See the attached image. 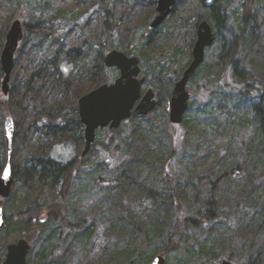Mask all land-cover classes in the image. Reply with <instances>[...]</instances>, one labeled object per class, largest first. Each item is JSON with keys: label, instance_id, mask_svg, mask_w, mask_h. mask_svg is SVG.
Here are the masks:
<instances>
[{"label": "trees", "instance_id": "1", "mask_svg": "<svg viewBox=\"0 0 264 264\" xmlns=\"http://www.w3.org/2000/svg\"><path fill=\"white\" fill-rule=\"evenodd\" d=\"M225 1L229 0L206 2L215 33L227 27L226 13L219 8ZM155 4L156 0H47L50 10L31 16L25 24L10 92L4 95L1 53L19 3L0 0V175L8 160L5 119L12 116L11 195L21 181L26 205H31L17 211L16 222L6 218V227L66 222L68 196L74 180L86 169L92 148L79 156L86 140L78 100L98 85L113 82L107 76L105 57L116 48L141 56L143 67L150 64L145 74L157 78L158 104L148 115H135L119 128H109L112 135L104 142V158L93 165L117 170L116 176L101 181L108 214L104 236L93 232L94 224L86 226V219L70 226H83L79 240H86L89 247L88 264L146 263L151 257L147 251L151 234L164 235L168 249H180L190 235L222 218L229 226L231 251L212 254L215 246L226 244L222 235L215 238L212 247H206V264L225 258L234 264H264V24L256 15L255 0L243 1L238 33L230 41L221 40L214 59L205 60L191 80L204 76L216 89L206 103L210 131L202 142L195 139L199 129L191 118L195 102L183 122L173 124L167 115L171 95L165 94L163 103L161 94L170 93L181 78L192 51L181 70L171 74L157 52L164 41L162 29L175 14L179 21L186 20L183 24L197 17L190 30L191 43L198 22L208 16L200 14L191 0H178L164 23L149 31ZM140 28L146 32L138 45ZM219 38L218 32L212 47ZM179 157L182 161L175 167ZM44 191L52 199L46 209L48 219L33 224L43 209ZM4 209L8 210V202ZM63 236L59 233L54 245L55 235L47 234L35 255L37 264H66L69 246L60 251ZM27 239L34 241L31 235ZM195 245L187 241L188 248Z\"/></svg>", "mask_w": 264, "mask_h": 264}, {"label": "rangeland", "instance_id": "2", "mask_svg": "<svg viewBox=\"0 0 264 264\" xmlns=\"http://www.w3.org/2000/svg\"><path fill=\"white\" fill-rule=\"evenodd\" d=\"M193 3V7L197 9V11L203 16H208L207 20L211 22L213 27L214 21L211 13L207 12L209 10L206 7V2L202 3L201 0H191ZM243 1L244 0H229L225 2H221L219 4L220 12L226 13V29H222L220 31L216 30V33L219 32L220 38L218 43L207 49L206 51V62L214 59L218 48L220 47V41L227 39L228 41L232 40L236 34L240 25V14L243 11ZM157 2V0H156ZM19 6L15 19H20L26 24L30 21L31 16H37L41 11H49L46 6L47 0H18ZM156 7V4H155ZM254 7L256 8V15L259 16L260 21L264 24V0H255ZM156 15L155 13L151 15L149 18L148 24L151 22L153 17ZM177 14L168 22V27L165 26L162 29L164 31V41L161 43L160 51L157 52V57L160 61H162L165 70H168V74L178 73L181 70V65L184 64L189 58V52L192 51L193 45L195 43H191L190 39V30L191 26L197 21V17H193L192 19H188L186 24H183L186 20H180L177 18ZM186 25V26H183ZM144 29L140 28L137 34L138 45H140L143 41ZM196 40V39H195ZM116 49V48H115ZM120 50V49H119ZM137 55V54H133ZM139 56V55H138ZM141 57V56H140ZM188 58V59H187ZM191 62V61H190ZM152 63V62H151ZM189 65V64H188ZM187 65V66H188ZM150 64L145 67H142V74H145L146 70L149 69ZM186 66V67H187ZM107 76L109 79L114 81L119 76V70L117 68L108 69ZM185 70V69H184ZM171 75H169L170 77ZM157 78L154 74H151L148 78L146 77V83L143 87V90L146 91L148 88H153L155 91V80ZM192 80V79H191ZM190 80L187 88L191 94L190 103L195 102V109L191 116L193 122L197 123V129L199 132L196 134L195 139L197 142H202V140L206 137V134L210 131L209 122H208V114L206 112V103L210 99V94H216V89L213 81H208V79L204 76L197 77L193 82ZM173 90V89H172ZM172 90L170 93L162 92L163 103L166 102L167 95L172 94ZM156 93V91H155ZM157 98V94H156ZM158 100V98H157ZM169 100L168 97V110L167 115L169 118ZM190 106V105H189ZM170 121V120H169ZM182 131V127L178 128ZM127 133L128 130L125 129ZM125 133V134H126ZM112 135V132H109V128H103L98 130L96 133L95 142L92 145L90 153L87 155L88 161L86 162V169L78 176L73 182V187L70 195L67 199V210L68 213L66 215V222H52L48 223L45 227H35V225L27 226L23 225L24 223H10L5 230L0 231V238L2 240L1 250H0V264L5 260L6 252L5 245L10 242H15L21 237L27 238L31 235L34 238V241H31L32 249L27 258V264H37L35 261L37 256L36 253L41 245V241L47 239L48 233H53L55 235L53 239L54 245L58 244L59 233H63L62 237V250L63 251L67 246H69V251L65 254V262L66 264H88V250L89 247L86 244V240H79V232L83 229L79 227H70L78 226L81 220L86 219V226L94 224L93 232L99 233L100 237H102L103 230L107 227V211L106 207V198L104 196V190L101 186V181L103 177H114L117 175V170L113 168L104 169L102 165L98 167H93L95 161L98 158H104V142L108 141L109 136ZM86 144H83L82 150L79 151V156L85 149ZM73 150V149H72ZM74 154L76 153L73 150ZM69 153V150L65 151V155ZM69 156V154H68ZM86 158V157H85ZM182 161V157L178 158L177 162H174L175 167ZM95 166V165H94ZM183 167V165H180ZM19 182V181H18ZM21 181L18 183L17 190L10 197L3 199L0 196V205L4 208L8 202V210L5 211V218L11 219L13 221L19 220V215L17 211L26 210L31 205H26L24 200V188L21 186ZM61 202L62 200H56ZM44 203L41 214L38 216V219H43L48 217V213L46 211L47 207L52 203V199L49 197V192L44 191V196L42 199ZM29 206V207H28ZM21 220V218H20ZM28 219H23L26 222ZM62 224L64 226H62ZM229 226L226 224V220L222 218L219 222H214L211 224V227L207 230L196 231L192 236L188 237V240L182 242L180 249H168V240L164 235H152V237L148 238V247L147 251L150 252V259L145 263L140 264H150L153 258L161 254L166 259V264H202L207 263L209 257L206 247H212V242L215 238L223 236L225 239L223 245H217L213 249L210 250L212 254L220 253L222 251H231V248L228 250V244H230L229 240ZM218 240V239H217ZM187 241L191 243H196L195 246L187 247ZM64 243V245H63ZM67 244V245H66ZM204 245L202 248L200 246ZM227 259V258H225ZM222 260V259H220ZM219 260V261H220ZM264 263V256L262 258ZM218 260L214 261L216 264ZM233 262V261H232Z\"/></svg>", "mask_w": 264, "mask_h": 264}, {"label": "water", "instance_id": "3", "mask_svg": "<svg viewBox=\"0 0 264 264\" xmlns=\"http://www.w3.org/2000/svg\"><path fill=\"white\" fill-rule=\"evenodd\" d=\"M178 0H157L156 15L148 24L149 31L157 30L172 14ZM213 0H208L211 4ZM25 35V24L20 19L12 21L1 53V65L4 72L2 91L4 95L10 92L11 75L14 60L20 43ZM216 39L213 25L207 19H202L197 25V36L192 48V60L185 68L182 76L173 86L169 100V120L173 124H181L189 109L191 94L187 88L199 67L206 58V51ZM142 59L138 55H128L119 49L110 50L105 57V65L117 68L119 76L111 83H103L82 95L78 100L81 122L85 126L86 146L82 157L89 152L96 138V131L101 128L117 129L127 119L135 115H148L158 104L153 88L143 91L146 76L142 74ZM5 135L8 148V160L0 175V196L10 197L14 184L12 155L15 136V122L12 116L5 119ZM5 211L0 205V231L5 227ZM1 244V238H0ZM32 249L31 242L20 238L7 248V256L1 264H27V257ZM150 264H166L163 255H156ZM216 264H234L229 259H222Z\"/></svg>", "mask_w": 264, "mask_h": 264}, {"label": "flooded vegetation", "instance_id": "4", "mask_svg": "<svg viewBox=\"0 0 264 264\" xmlns=\"http://www.w3.org/2000/svg\"><path fill=\"white\" fill-rule=\"evenodd\" d=\"M5 166H6V165H5ZM47 219H48V217H45V218L40 219V220H39L38 218H34V219H33V224H37V223H39V222H40V223H45V222L47 221ZM5 221H6V218H5ZM6 225H7V221H6L5 227H6ZM5 227H4V228H5ZM21 238H25V237H21ZM19 239H20V238H19ZM19 239H18V240H19ZM26 239H27V238H26ZM18 240H17V241H18ZM17 241H15V242H17ZM29 241H30V240H29ZM11 243H14V242H10L9 244H11ZM9 244H6V245H5L6 256H7V248H8V245H9ZM1 245H2V240H1V244H0V250H1ZM30 252H31V251H30ZM30 252H29V253H30ZM28 255H29V254H28ZM5 258H6V257H5ZM27 258H28V257H27Z\"/></svg>", "mask_w": 264, "mask_h": 264}]
</instances>
